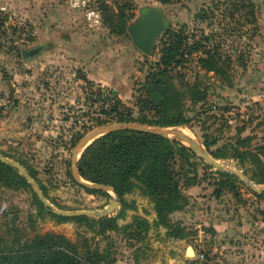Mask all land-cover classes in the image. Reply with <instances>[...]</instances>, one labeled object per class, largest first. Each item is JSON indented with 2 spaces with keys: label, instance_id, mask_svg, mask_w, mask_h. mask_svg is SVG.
Listing matches in <instances>:
<instances>
[{
  "label": "rangeland",
  "instance_id": "374dc122",
  "mask_svg": "<svg viewBox=\"0 0 264 264\" xmlns=\"http://www.w3.org/2000/svg\"><path fill=\"white\" fill-rule=\"evenodd\" d=\"M92 1L99 5L103 24L110 16L117 22V14L124 4H130L133 12L126 26L136 18L140 8L160 7L167 27L154 44L153 56L140 52L138 58L129 59L126 55L122 58L125 51L118 41L124 40L133 46L127 33L125 37L111 34L102 24L97 30L74 27L71 33L65 34L68 47H55L54 51L47 52L50 56H42L28 67L22 53L35 49L38 44L34 27L27 21L11 18L13 11L0 12V151L11 157L8 159H19L34 174L53 208L100 212L114 197L103 191L90 194L72 177L75 145L100 126L97 121L113 117L107 100L92 105L89 91L96 94L102 85L87 81L80 64L92 61L100 51L107 50L108 60L116 65L112 67L114 73L129 69L133 93L126 100L119 97L122 104L119 110H130L138 118L136 97L140 92L137 90L154 69L160 42L167 31H181L188 36L190 44L193 40L204 44V38L209 39L205 49L200 47L191 56L184 55L179 66L170 68L173 84L179 91H185L181 102L185 116L190 118L187 125L170 128L182 131L203 148V136H206L207 141L215 142L211 147L214 154L226 151L239 133L252 138L251 146H264V0H169L167 4L157 0ZM58 2L79 13L86 27L83 8L73 9L67 0ZM236 2L244 5L242 10L234 9ZM125 14L131 12L126 10ZM40 44L43 48L46 45ZM206 51L218 59L216 71L201 68L198 59L205 57ZM192 85L205 91L204 100L192 103L191 94L186 91ZM112 123L120 122L112 119L107 124ZM260 159L264 164V153ZM191 162L192 166L183 163L177 166L178 171L182 170L180 192L187 200L182 210L167 218L172 228L181 229V238H170L169 229L157 225L153 203L139 189L123 197L133 209L123 208L116 199L118 208L104 216H87L89 221L80 224L54 223L38 216L33 204V187L30 185L31 190L12 180L8 185L0 184V206L7 209L0 213V248H16L18 243L23 245L37 234L50 232L64 235L76 245L77 256L83 258L77 264H86L87 251H98L102 264L111 260L112 264L116 261L188 264L192 255L186 254V249L202 238L205 250L215 262L264 264V202L254 197L239 178L238 196L225 191L215 198L212 184L219 177L216 170L207 168L198 156ZM231 168L227 164L226 169ZM255 172L252 168L248 175ZM120 212L124 217H119ZM225 222L234 231L215 242L214 245L225 246L220 252L195 229L199 226L207 230L214 223ZM237 225L246 228L237 231ZM185 228L189 230L186 240Z\"/></svg>",
  "mask_w": 264,
  "mask_h": 264
},
{
  "label": "trees",
  "instance_id": "16d2710c",
  "mask_svg": "<svg viewBox=\"0 0 264 264\" xmlns=\"http://www.w3.org/2000/svg\"><path fill=\"white\" fill-rule=\"evenodd\" d=\"M157 1L161 4L169 2V0ZM233 7L236 11H240L244 5L236 2ZM126 10H129L131 14L126 15ZM117 15V22H114V16L113 19L110 16L103 25L108 28L111 34L125 37L126 23L133 17L130 4H124ZM164 37L159 45V58L153 65V71L150 70L144 84L137 90L140 92L136 97L139 117L134 118L130 110H119L122 104L117 101L111 108L110 113L113 114V117L97 121V125L107 124L112 119L120 123L131 122L160 127H182L190 122V118L185 116V106L181 102V95L185 91H179L176 88L169 71L173 66L180 65L184 55L191 56L200 47L205 49L209 39L204 38V44L199 40H193V43L190 44L188 36L181 31H167ZM204 55L205 57L198 59L201 68L207 71H216L218 59L209 54V51L204 52ZM186 91L191 94L192 103L200 102L205 98V91H199L197 85L188 87ZM206 139V136H203V146L212 158L236 161L238 169L253 184L264 185V164L260 159L264 153V146H251L252 138L242 137L239 133L236 135L235 142L230 143L231 145L226 151L214 154L211 147L215 142H209ZM0 154L11 158L2 151ZM196 157L188 147L167 137L137 130H117L100 136L88 145L80 154L76 167L81 179L111 187L123 208L133 209L132 205H128L124 201V195L132 193L135 189L141 190V193L153 203L157 225L169 229L168 234L171 237L181 238V229L172 228L167 218L171 213L182 210L183 204L187 200V197L180 192L179 178L182 170L178 171L177 166L180 165L179 163L192 166L191 160ZM14 161L23 165L19 159ZM207 168L212 169L210 166ZM252 168L256 172L248 175V171ZM25 169L35 180L34 174L26 167ZM192 171L194 170H189V172ZM215 173L219 177L212 184L213 196L219 198L225 191L234 192L238 196L237 185L240 181L238 177L227 171L216 170ZM72 177L70 175V178ZM12 180L31 189L17 170L0 162V184L8 185ZM35 182L48 200L43 186L36 180ZM187 185H191V183ZM84 190L90 194L103 193L88 188H84ZM32 192L33 204L37 208L39 217L54 223L73 221L80 224L89 221V217L85 215L75 217L57 215L54 210L42 204L33 190ZM251 193L264 202V190L260 193L253 191ZM57 209L61 208L57 207ZM262 214L264 215V212ZM119 217H124L123 212L119 213ZM76 249V245L64 235L47 232L35 235L23 245L18 243L16 248H0V264H77L83 258L77 256ZM84 256V258L87 257L86 264H102L103 262L98 251H87ZM112 263L111 260L108 264Z\"/></svg>",
  "mask_w": 264,
  "mask_h": 264
},
{
  "label": "water",
  "instance_id": "95a60500",
  "mask_svg": "<svg viewBox=\"0 0 264 264\" xmlns=\"http://www.w3.org/2000/svg\"><path fill=\"white\" fill-rule=\"evenodd\" d=\"M167 27V20L163 13V10L160 7H142L138 10V14L136 18L131 21L126 26V33L132 43V45L141 52L144 56H153L154 51V44L159 36L165 31ZM37 50H29L27 52H23V58L26 61L33 60L37 55ZM117 130H137L142 132H148L157 134L160 136H164L169 138L170 140H175L183 144L184 146L188 147L196 156L201 158L208 166L214 168L215 170L219 171H227L229 173L235 174L238 178L245 183L253 192L260 193L264 190V185L257 187L253 184L241 170L237 167V162H230L227 161L226 163H220L219 161L212 158L209 153L200 146L196 141L191 139L190 137L182 134L179 130L170 127H159V126H149L146 124L140 123H112V124H105L98 126L97 128L91 130V132L85 136L83 139L78 141V143L74 147L73 153V170L72 176L73 179L82 187L103 191L106 193H112L114 195L110 204L100 212H94L90 210H79V211H61L58 209L53 208V206L48 202V200L44 197L41 189L39 188L38 184L33 180V178L29 175L27 170L23 165L19 162L14 160L8 159L0 154V162L7 164L17 170L19 174L25 179V181L31 185L35 191L37 198L42 202V204L46 207L51 208L57 215L65 216V217H75V216H104L109 214L113 210L118 208L116 199L117 196L115 195L113 189L107 185L103 184H95L83 179H80L77 173V161L80 157L82 151L90 145L95 139L99 138L100 136L117 131ZM173 135L171 137L170 135ZM227 164H230L232 167L231 169L227 170ZM186 254L193 255V251L191 247H188L186 250Z\"/></svg>",
  "mask_w": 264,
  "mask_h": 264
},
{
  "label": "crops",
  "instance_id": "0c3cea01",
  "mask_svg": "<svg viewBox=\"0 0 264 264\" xmlns=\"http://www.w3.org/2000/svg\"><path fill=\"white\" fill-rule=\"evenodd\" d=\"M0 4H5L9 10L15 12L21 18L26 20L28 24L34 27L36 35L35 41L38 43L35 49L38 53L33 60H24L28 67H31L29 64L38 61L42 56L46 57L47 54L50 56L51 53L47 52L54 51L55 47L61 46L62 48H65L69 45L68 37H66L65 34L71 33V29L74 27L86 31V27H84L81 21L82 16L77 12L74 13V11H71L67 6L61 5L58 0H0ZM41 42L46 44L44 45V48L40 47ZM118 42L120 43L117 44H121L125 51L122 58H125V55L129 59L138 58L140 52L134 46H131L130 44L128 45L124 40ZM106 51L107 50L100 51V54L95 55L92 61H88L86 64H80L83 66V74L87 80L95 84L111 87L116 90L119 97L126 100L127 98H130L133 93L129 84V69H123L122 71L114 73L112 67H115L116 65L108 60L109 55ZM120 56L121 55H118V57ZM245 228L244 225L239 227L237 225L236 230L241 231ZM195 229L200 235H204V239H209L213 245L216 241H219L220 238L225 237L230 234L231 231H234L229 222L222 223L221 225L214 223L210 225L207 230L200 228L199 226ZM170 238L172 237L170 236ZM188 238L189 230L185 228V240ZM224 248L225 246L214 245V249L219 250V252L220 249ZM114 264L122 263L116 261Z\"/></svg>",
  "mask_w": 264,
  "mask_h": 264
},
{
  "label": "built area",
  "instance_id": "2783aa9c",
  "mask_svg": "<svg viewBox=\"0 0 264 264\" xmlns=\"http://www.w3.org/2000/svg\"><path fill=\"white\" fill-rule=\"evenodd\" d=\"M69 2V5L71 8H83V14H84V21L85 26L88 29L91 30H97L99 29L102 24L103 20L101 17V10L99 8V5L92 0H67ZM8 11L11 12V10L8 9V7L5 4H0V12H5L8 14ZM16 17L18 20L26 21L23 18H21L19 15H17L15 12H11V18ZM89 93H91L90 96L93 98V104L95 103H103L102 100H107L109 102V106L112 108V106L119 100V94L116 90L109 88L108 90H105L103 88V85L99 87V92L94 94L93 90H90ZM117 96V97H116ZM108 105V104H106ZM99 107H103L102 104H100ZM102 111V110H101ZM111 112V109H110ZM106 115V112H100ZM111 114V113H109ZM103 120V119H101ZM7 212V209L4 205L0 206V213L3 214ZM193 251L192 257L188 260V264H222L218 263L212 260L211 255L205 250L204 242H202V239H198L195 241V244L191 247Z\"/></svg>",
  "mask_w": 264,
  "mask_h": 264
},
{
  "label": "bare ground",
  "instance_id": "6f19581e",
  "mask_svg": "<svg viewBox=\"0 0 264 264\" xmlns=\"http://www.w3.org/2000/svg\"><path fill=\"white\" fill-rule=\"evenodd\" d=\"M182 133V131H180ZM183 134V133H182Z\"/></svg>",
  "mask_w": 264,
  "mask_h": 264
}]
</instances>
